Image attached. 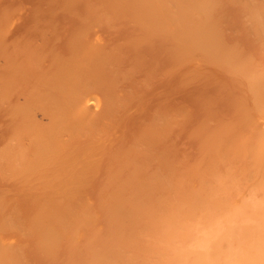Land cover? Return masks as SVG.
<instances>
[{
	"label": "bare ground",
	"instance_id": "1",
	"mask_svg": "<svg viewBox=\"0 0 264 264\" xmlns=\"http://www.w3.org/2000/svg\"><path fill=\"white\" fill-rule=\"evenodd\" d=\"M48 1L49 2L52 1L53 3L56 2V1L54 2L53 0H48ZM70 1L72 3V0H70ZM73 1H75V0H73ZM77 1L80 2L83 0H77ZM89 1H91V0H89ZM94 1L99 2V4L97 3V5L94 4L95 2L93 3V5L96 7V9H97L98 5L101 6V5H103V3L106 4L104 2L105 0H102V1L101 0H99V1L94 0ZM107 1H109V0H107ZM120 1H122V0H120ZM120 1L119 0H112L111 2L114 5H120L121 6L122 5L121 3H123V2H120ZM131 1H133V3L135 2V0H131ZM141 1H143V3L145 2L146 6H149V3H150V5H153V7H154L153 11L151 9L152 6L150 8L148 7L149 9H147V10H149V12L150 11L153 12V16L150 13L147 16V12H146V14H145V12H144V14H142L144 10L141 11L142 13L135 12V11H129L130 10L129 6L132 4H131L130 0H129L130 4L128 3V5L124 1V3L128 6L127 10L125 12H127V11L132 12V13L134 12L133 14L131 13V16L133 17L132 21L135 20L137 24L132 23V24H134L133 26H135V24H136V26L138 24H140L139 25L140 27L141 26H144L147 28L151 27L153 30H155V29L158 30V32H161V31L163 32L168 27L171 29L170 30L168 28V31H172L174 29L173 28L174 24H175V26L180 27V29L177 28V30H174V31H177L178 33L180 32V34L182 35V36H179V38L177 37L179 40L178 46H180L179 49L181 48V50L183 51L182 58H186V59L189 58V57H187V53H190V55L193 54L192 58L191 59L189 58V59H190V63L192 62V68H191L192 73L191 74L194 77L199 74L197 72V69H193L195 67V64H196V61L193 59H194V57L197 58V55L195 53L196 50H197V54H199L198 50L200 52H202V54H200L202 56L204 53L205 59H203V57H201L200 55H199V57H201L202 60H200L199 57H198V59H199V61L204 60L206 62V64L203 67V72L205 75L209 74V71H210L209 68L213 64V63L211 64L210 62L214 59L213 57L216 58V56H217V59L220 61V64L222 61H224V62L226 61V59L229 55V52L227 53V50L229 48H227V50H226L225 49L226 47H223L226 51H224L222 49V51L227 53V55H224L225 53L223 54L222 51H220L224 55V57L226 56L225 60H223L224 59V57L222 58L223 55L220 56V54H221L220 52H219L220 54L218 52L216 53V51H218L217 49H215V51L212 50L214 53H216L214 56L213 52H209L208 51L209 49L207 50V48L208 47L210 48V46H208L206 44H205L206 46H204V43H206V40L208 39V38H206L207 35H208V37L210 35V34H208V32L205 33L207 31V29H210L204 25L207 22L205 21L204 24H200L198 22L200 25H197V26H199V28L201 27L200 29H198V30H200V32H198L196 30L197 26L195 24H193L194 19L199 20V18H201V16L206 13V10H208L207 8L211 4L212 0H197V1L196 0H141ZM180 1H182V2H180ZM254 1H256V0H254ZM65 2H68V1H65ZM65 2L63 3V5L65 4ZM85 2H87V0H85ZM127 2H128V0H127ZM257 2L258 1H256L255 3H257ZM88 3L89 2H87V4L84 3V5L86 4V6H87L90 4V3L89 4ZM112 3H111V5H112ZM145 3H144V5H145ZM37 4H36V7L39 5V4L38 5ZM91 4H92V2H91ZM245 4L246 3H244V5ZM258 4H260V3H258ZM108 5H109V3L105 5V8L102 7L103 10L108 9L107 12L108 11L112 12V10H109V9H114V7H116V6H114V7L112 6L113 8H111ZM213 5H214V3H213ZM122 6H121L119 12L117 11V8H116V10L114 9V11H117L118 13H122L121 10H124L123 9L124 6L123 7ZM217 6H215V7H217ZM256 6H257V4H256ZM68 8H70V7H68ZM102 8L100 7L98 10V14L96 13L97 16H95V17L99 18V19L97 18V21H94L93 18H90V17H92L91 15L93 13H94L93 15H96V14L94 11H93V13H89V10H90L89 9L88 10V16H89V19L90 20L92 19V20L90 22L88 21V23H87V19L85 18L86 20L84 23L91 24V22L94 21V24L95 23L96 24L98 23V25L101 24L100 26H97V25H95V26L100 27V29H103V28H101V26L104 24V22L107 21L105 23H108V22L110 23L113 19L112 15L113 14L117 15V13L113 11L114 13H112V15H111V13H109V12L107 13V12L101 10ZM142 8L144 9V7H142ZM39 9H40V6H39ZM51 9L55 10L52 7H51ZM84 9H86V8H84ZM84 9H83V11H84ZM131 9L134 10L135 5H134V8L131 6ZM136 9H137V7H136ZM63 10L65 11L64 8H63ZM138 10L139 9H137V11ZM259 10L260 11L262 10V9H260V6H259ZM79 11H81V10L79 9ZM155 11H157V12L155 13ZM214 11L216 13L215 9H214ZM249 11H250V13L248 15H250L254 12L253 16H255L254 17L255 20H258L257 22H259V19L264 20V19L259 17L260 15L259 16L257 15L258 12L256 14V10L253 11L250 9ZM262 11H264V9ZM260 13L261 12H259V14ZM85 14H87V13L85 12ZM217 14H219V13H217ZM120 15L121 14H119V16L118 15L117 16H118V18L120 17L119 19L121 20L123 15L122 16H120ZM126 15H127V13H126ZM49 16L50 15H48V17ZM55 16H56V14H55ZM129 16H130V14H129ZM124 17L122 18L123 20H124ZM248 17H250L252 19L251 21L254 20V18H252L251 15ZM41 18H40V20H41ZM51 18H53V16L48 18V20L49 19L51 20ZM115 18L117 19V17H115ZM128 18L126 20H128ZM247 18H245V19H247ZM100 19H102V20H100ZM129 19L131 21V18H129ZM209 19L210 18H208V19L206 18L207 21ZM214 19H216V18L214 17ZM54 20H55V18H54ZM95 20H96V18H95ZM98 20H100V21L104 20L103 24ZM120 20H118V21L120 22ZM204 20H203V22H204ZM183 21H186L187 22L186 24H189V26L185 27L186 25L183 24ZM112 22L110 24H112ZM257 22H256V24H258ZM34 23H36V21ZM247 23H251V25H252L254 22L252 23V22H249V20H248ZM259 23L264 24V21H263V23H262V21H260ZM82 24H83V22H82ZM113 24H114V22H113ZM244 24H245V22H244ZM9 25H11V23ZM35 25H33V26H35ZM106 25H108V24H106ZM120 25H121V23H120ZM120 25H119V27H120ZM259 25L258 26L256 25V26L259 28ZM43 26H44V24H43ZM90 26L92 27L94 25L91 24ZM90 26L85 25V27L82 30H80V31L78 30L79 32L76 31L77 33L74 36V40H72L73 43L71 42V44L74 45V48H73L74 50L72 51V53L75 56L76 55L80 56L79 61H74V59L76 58L75 57L72 60H68V61H64V62L62 61L60 63V65H58L59 63L56 62L55 56L54 57L52 56V58H53L52 61L55 60V63H58V64H57L56 68H55V65L53 68V66H51V65H53L51 62V65L49 64V66L53 68V70L51 71L48 69L49 68L48 66L47 67L45 66V68L47 69V70H45V68L43 66L44 63L40 64L38 62V60H37L38 59V57H37L38 52L36 53L37 56L32 55L33 62H36V64H38V65L40 64L44 68L45 72H42V74H40L39 76L32 78L34 83H32L31 87L29 86V90L24 89L28 93L27 96L24 95V98H25L24 102H20L19 100L11 101L9 98V95H7L10 93V90L11 91L13 90V93H14V90L19 87L17 84L18 80H16L17 81L16 82L13 76H18L19 74L21 75V73L23 72V69L19 67V65H18L19 61H17V57L12 55L13 50L11 52V50L9 48H7L4 44V47L6 49L5 50L3 49L4 50L3 51V59H4L3 61L5 64V66H4L5 70L4 69L3 70L6 71L5 72L6 78L4 81L2 80L3 82H2V84H0L1 88L3 87V89H4V96L2 98H3V103H5V105H8L9 108H10V105L12 103L11 106L14 107L16 113L18 114V116L15 115V118L17 120V117H18L19 120L16 122L15 121L13 122V124L15 125V128H17V130L11 134L6 135L3 146L0 149L1 150L0 156H2V158L4 159V163L6 162V165L8 166L7 167L8 172H6L7 171L6 166H5V169H3L4 167L2 166L3 167L2 170L3 171L6 170V171H4L3 174L8 175V173H10L9 175H10L11 179L13 177H16V176H18L19 179H21L20 177H22V179H23V178L32 177V176H34V174L35 175L39 174L38 177L36 176L37 178L34 177V178H36V180H38V178L40 177V175L42 173H44V174L47 173V176H46L47 179H46V183H44V185H45V187H47V189L50 188L51 192L45 191L46 193L45 194L43 193L44 195H41L38 197L36 195H33V193L31 194V195L37 197V199H35V200L38 202H36V201L34 202V204L35 203L36 204L33 206L31 213L28 215V221L27 222L25 221L26 219L23 221L20 220L21 222L18 220L19 223L17 222L18 224L14 225V223H16V221H17V220L15 221L16 217H17V219L19 218L18 216L14 215L15 213L13 214L15 219L12 218V219H14L12 221H10L11 217L8 216L10 218V220L8 219L7 216H5V218L3 219L2 218L3 216L1 217V215H0V217H1L0 219H3V220H0V228L4 229V227H8V225H10V223H12V225H14L16 227V229L18 228L19 230H22V233H24V236L26 235L25 232L27 234L29 233L31 240H32L31 241L32 245L35 246L36 248L38 246H40L41 252L45 253L47 255V257H51L52 255L56 254V252L59 250L60 245H61L63 240L66 241V243H63V245L70 251H78L79 247H81V248L85 247V249L86 248L88 249V251H85V252L80 251L79 256H78L79 258H73L69 255L67 257V260H70V262L68 264H264V66L260 65V64H263V62H264V61L262 62L263 59L262 60L258 59L262 62L261 63L260 61L256 62L257 59H255V61H254V58H253V61H254L253 62L254 65L252 64L253 66L250 65L247 67L245 64L244 67L245 66L246 67L242 68L245 71L242 72V70H240V69L236 70L237 68H239V65L236 67V64H238L240 61L243 60L242 58H240L241 54H242L240 51H244V49L240 50L241 47L239 48V50L234 49V48H236V46L233 44H232V47L228 46V47H231L230 49H232L233 52H234V50H238V53L239 52L241 53L240 55L237 54V56H239L238 59L235 55L237 63L236 62H235V64L233 63L235 65V67H233L234 71L230 70L231 72L233 71L236 73V74L235 73L232 74L233 76H235V78L233 80L237 79V81H235V82L233 81V82L235 83V85H237V84H240L238 82L242 81L241 84H243L244 87H242L243 85L241 86V84H240V86L242 88H244L243 90H245L248 93H245V96H244L245 98L242 96H241L242 98L241 97L239 98V97H237V95L234 94L235 97L232 98L233 102H234V99H236V98H238V99H236L237 101H235L236 105H235V103L234 104L232 103V108L233 107L234 108L237 107V108H236L234 114H232V115L229 114L228 110H226L227 111L226 113L229 114V117L231 116L230 118L227 116L230 119V121L228 120L226 122L224 120V119H228L226 117V113L223 116L224 117L223 120L225 122L222 121V118L220 120V116L216 115L218 113L215 111L218 108H216V109L214 108V111H213L214 113L212 112L211 108H207V110L211 109V113H210V111H209V113H205L206 111L204 110L205 111L204 113L206 114V116H204V117H206V118H205V120H204V118H202L203 120H201V121L203 123L200 121L201 124L203 125V127H202V125L200 126L198 124H196V126L193 127L194 128V134L200 140V151L197 150L198 152L201 153V154H198L200 156L195 155L196 157L194 160H193L194 157H192V160H193L192 164H194V165H192L189 162L190 164H188L186 166L185 165L182 166V161L180 160L182 158L180 157V159H179V157H178L179 155L177 156V154L180 153L181 150L176 149L174 152H176L177 150L180 152L177 151L178 153L174 155V158L172 157V159H174V162L178 161V163L176 162L174 164V166L176 164H179V162L181 161L179 166L178 165H176V166H178V168L182 166L183 170H180L181 168L175 169V167L174 168L172 167L173 168L172 169L171 166H168L169 164L167 165L168 168L170 167L169 168V171L171 170L170 172H172V170L173 171H175V170L181 171L180 173H179V171H177V173H176V171L173 172V174L174 173L177 174V176L174 175L177 178L173 177V175L171 176L172 178L175 179V181H174V179L172 180V178L169 176L172 173L169 174V171L165 170L167 168L166 164H164L166 166V168H164V169L160 168V167H163L160 165L162 163L158 164V165H160V167L158 166L159 169H163L165 171L153 172V173L154 174L157 173V174H155V175H157L156 177H158V178L161 177L162 179L166 178L163 176L168 175L167 179L169 178L168 181L171 180L172 183L162 180V182L163 181L164 182L161 186V178H160L159 179L160 184H158V185H159V187L161 186V188L164 190L163 187H164V184L166 182L165 189H167V192H164V193L157 192V193H159V194H157V193H155L156 191L153 189V186L155 188H157L158 185L156 186V184H157V182L159 183V181H155L156 184L154 183L155 185H153V186H151L152 184H149V183L147 184L145 181H143L146 183L148 189L142 190L143 188L141 186V182L140 181L136 182V180H137L136 175H138V177L140 176L139 170H141V167H143V166H146V168L148 166V168H150V170H151V168H153L152 163H150L151 167H150V165H148L149 162H147L145 165L146 160L148 159V161H149V158L151 156L150 155L151 151L149 150V147H150L149 144H155V142L157 143L159 141V139H160V142L162 140L165 142V138L169 132V130H167L168 131L167 132L166 128H163L164 126L169 125V123L168 124L165 123L166 117H168V119H169V117L172 114H174V116L176 118L178 117V119H180V120H184V118H185L184 121L187 122V120H186L187 112H186V110H184L182 108L177 109L178 107L176 108L177 110H174V112L170 115H168V113H163V111L161 112L159 110H156V112L152 115V117L150 116L151 117V119L149 118L150 121H148V123L146 122V124L143 125L141 127V129L138 128L139 131H138V133L135 132V133H137L136 135H132V133H134V132H130L132 129L128 131L129 127L127 129V127H125V125H124L125 129H127L126 133L128 132V134H129V132H130L132 135V137L130 138V136H128L126 134L131 140L128 141V143H126V140L124 139L125 141L123 142V139H121V138H123V136H122L120 138L121 139L120 142H122V143L115 144L113 141L116 138L119 139V137L117 135L118 133L115 131L114 128H119L118 126L124 122V118L122 117V115H120V113L118 111L119 107H121L124 104L123 99H121L120 97H118L115 94H110V95H108V97L105 98L106 99V101H105V100H102L100 98V96L98 95L97 92H95V90L98 91V89L102 88V90H100V91L103 92L104 86H106V84H107L106 82L109 81V80H106V82H105L102 80V79H104V77H106L108 79V77L104 76V75L106 74V71L109 70V69H107L105 71V68L107 67L106 64H105L106 67H104V69L101 67V66H104L103 61L105 60L106 62H108L110 64L111 61L109 62L108 60H106V58L108 56V57H110L109 60H112L115 58L114 59L115 61L112 60L113 61L112 63H114V62L118 63V61H116V60H118L116 56L119 54L116 55L115 53L120 52V51H115V49L113 50V48H117V47H115V46H117V45H115V43H112L111 45L113 46V44H114L115 46H113V48H110V47H112V46H110V43L113 41L112 39H111V41H109L110 42L109 44L105 40L99 41L98 40L99 38H97L99 34L96 35L97 37L94 36L96 38L94 40H90V41L88 40L87 42L82 40L81 38L85 34L82 32H84L87 29L86 32L88 33L90 31V28H91ZM111 26H112V28L114 27V25H111ZM171 26H172V28H171ZM262 26H264V25H262ZM262 26H261V28H262ZM7 27H8V29L7 28L6 29L4 28V29L7 30L6 32L9 34L10 31H8V30H10L11 26H7ZM12 27H13V24H12ZM251 27L249 24L248 28L251 29ZM92 28H91V31L92 30L96 31V27H95V29L94 28L92 29ZM112 28H109V29H112ZM127 28H128V26H127ZM138 28H137V30H138ZM258 28H257V30H258ZM0 29H1L0 32L2 31L1 33L3 34V36H5L6 32L4 31L3 27ZM46 29H48V28H46ZM116 29H117V27H116ZM161 29H163V30H161ZM255 29H253V30H255ZM30 30H32V29H30ZM114 30H115V28H114ZM126 30L127 29L125 28V31ZM211 30L212 29H210V31ZM259 30L261 31V29H259ZM95 31H94V33H95ZM97 31H98V29H97ZM131 31H134V30L132 29ZM139 32H136V34ZM197 32L199 33L198 35L196 34ZM256 32L258 33V31H256ZM166 33H167V31H166ZM170 33H172V32H170ZM170 33H168V34H170ZM178 33H177V35H178ZM186 33L187 34L188 33L189 34L195 33L194 35H197V36H194V38H196L195 40L198 41V45L195 44L196 50L193 49L194 46L191 45V43L189 45L193 46V48L190 47L189 45H187V43L185 42V39H186L185 34ZM215 33H214V35H215ZM245 33H246V31H245ZM252 33H253V31L251 32V34ZM260 33H261L260 35H262L260 39L263 38V41H260L259 36H256L255 37L256 42H255V38L253 39L251 37L253 39L251 43H253L255 46L258 43L257 39H259L258 40L259 43L262 42V50L264 52V30H263V32H260ZM174 34H175V32H174ZM189 34H188V36H189V38H191L193 36V34H190L192 36H190ZM202 34H204V35L201 36ZM92 35H93V33H92ZM249 35H250V33H249ZM249 35H247V37ZM15 36H17V35H15ZM126 36H128V35H126ZM139 36H141V35H139ZM152 36L154 37V35H152ZM152 36H150V37L152 38ZM253 36H254V34H253ZM87 37H85V38H87ZM182 37H184V38H182ZM202 37L205 39H203ZM247 37H246V39H247ZM39 38H41V37H39ZM131 38H132V42H133V37H131ZM134 38H136V37L134 36ZM151 38H149V40ZM194 38H193V40H194ZM5 39L3 38L2 40H5ZM71 39H72V37H71ZM92 39H93V36H92ZM139 39H138V41H139ZM13 40H15V39H12V41ZM108 40H110V39H108ZM127 40L130 41L131 39H127ZM186 40H188V39H186ZM189 40H191V39H189ZM12 41L10 39V41L8 43H10V42L12 43ZM22 41L25 42V40H22ZM70 41H68V42H70ZM104 41H105V44L107 43L106 45L104 44ZM151 41L150 42L148 41V43H146V44L151 43ZM196 41H195V43H197ZM4 42H6V41H4ZM13 42H15V41H13ZM24 42H20V43L15 42V46L20 47L21 45H19V44H21V43L24 44ZM99 42H101L100 43L101 46H102V42H103L104 46H102V48L99 47ZM124 42H125V40H124ZM132 42L126 41V44L127 45L129 44V46H132L134 44L133 47L135 46V43L137 45V42H134L131 45ZM171 42H172V40H171ZM189 42H193V41H189ZM25 43H27V42H25ZM54 43H55V41H54ZM118 43H119V41L116 44H118ZM246 43H247V41H246ZM68 44H70V43H68ZM119 44H122V42L120 41ZM119 44H118V47L120 46L119 47V49H120L121 46H123L124 44L123 45H119ZM138 44L140 45V41ZM152 44H153V42H152ZM241 44L242 43H240V45ZM9 45H11V44H9ZM44 45H45V43H44ZM107 45L110 49V50L108 49V51L105 50V47H107ZM221 45H222V43H221ZM249 45H250V43H249ZM24 46H25V44L23 45V47ZM97 46L99 47V49H97L98 48ZM233 46H235V47H233ZM23 47L21 48L22 52L28 48L27 47V48L23 49ZM138 47L139 46H137V49H138ZM199 47H201V48H199ZM53 48H55V47H53ZM69 48H72V47H69ZM175 48H176V46H175ZM100 49H101V53H102V49H104L103 51L104 52L106 51L107 53L110 52L111 50H113V52H111L112 58L110 56L111 54L110 55H109V53L106 54V52H105V55H101V53L99 54ZM131 49H132V47H131ZM176 49H175V51H176ZM230 49L228 51H230V53L232 54V51ZM17 50H18V48H17ZM17 50H15V48H14V51H17ZM19 50H20V48H19ZM69 51H71V49H69ZM136 51H139V50H136ZM182 51L180 52V54L182 53ZM248 51H250V50H248ZM46 52H48V51H46ZM46 52H44V53H46ZM94 52L98 53L100 56H106V58L101 57L102 59H100L99 55H97L96 53L94 54ZM245 52H246V50H245ZM67 53H68V51H67ZM72 53L70 52V54H72ZM210 53L213 54V57H211ZM236 53H237V51H236ZM258 53H260V52H258ZM20 54H22V53H20ZM48 54L49 53H47V55ZM54 54H56V53H54ZM120 54L122 56H124L122 53H120ZM128 54L129 53H126V56H128ZM130 54H132V53H130ZM217 54H219V57H221L222 59L218 58ZM250 54L251 53L248 52L249 58L244 57V59L245 60L246 59L252 60V57H250L251 56ZM95 55H97V57L100 60H103L101 64H100L101 61L98 63L97 60H96L97 62L95 64V59L97 58V57L95 59L93 58V56H95ZM113 55H114V58H113ZM168 55H170V54L168 53ZM171 55H173V54H171ZM230 55H229V57H230ZM60 56L62 57V55H60ZM61 57H59L60 59H58L57 61L61 60ZM64 57L62 59H64ZM68 57L71 58V56H68ZM174 57H172V58L174 59ZM178 57L180 58V55ZM78 58H76V59H78ZM239 58H240V61H237V60H239ZM175 59L177 61V58H175ZM229 59H227V60H229ZM120 60H122V59H120ZM131 60H135V59H131ZM230 60H229V64H230V62H232ZM39 61L42 62V58ZM93 61H94V63H93ZM247 61H249V60H246V62ZM119 62H121V61H119ZM135 62H136V60H135ZM142 62L141 63L139 62V63L142 65L143 64ZM212 62H214V66H215L216 65L215 62L217 63V60L214 59ZM246 62H243V63H246ZM90 63H93V67H94V64H95V67L97 64H99L100 66L98 65L97 67L101 68L102 69L101 71H104V74L101 72L103 74V76H101V77H98V76L93 77L92 76V77L88 78V75L86 76L85 74H86V72H88L89 69H87L86 71H85V69L87 67V64H88L89 68L92 67V66L90 67V65H89ZM108 63H107V65H108ZM123 63H125V62H123ZM123 63L121 62L120 64H123ZM129 63H130V60H129ZM137 63H138V61H137ZM226 63L228 64V61ZM250 63H252V62H250ZM257 63H259V64H257ZM133 64L135 65V63H133ZM157 64H159V63H157ZM220 64H218V65H220ZM224 64H222V65L224 66L225 69L226 68H227V70L230 68L233 69L231 67L233 65L230 64L229 65L230 68H228L227 64H225V65ZM239 64H242V63L240 62ZM112 65L114 67V65H116V64H112ZM218 65H216L217 68L219 67ZM222 65H220V66L223 68ZM39 66L36 67V69H38V68L41 69L40 68L41 66L40 67ZM118 66L120 67L122 65H119V63H118ZM125 66H127V65H125ZM130 66H132V65H130ZM138 66L139 65H137V67ZM143 66H145V65H143ZM143 66L141 68H143ZM147 66H145V67H147ZM216 66H215V68H216ZM113 67L110 68V70H109L110 72H111V69H113ZM119 67L117 69L116 68H114V69H116V71H117L119 69ZM240 67H242V66L240 65ZM29 68H28V71L30 69H31L30 70L31 72H32V70H35L32 68H30V69ZM222 68L219 67L218 69H216V71L219 69L221 70ZM224 68H223V73H226V72H224ZM131 69H133V68L130 67V69H127V71L122 70L123 73L125 72L124 76L129 73L128 74L129 77L133 78L130 76L131 74L133 75V73L130 74V72H132ZM91 70H92V68H91ZM37 71L40 72L39 70H36V72ZM94 71H96V70H94ZM134 71L136 72V70H134ZM31 72H29V73H31ZM96 72H98V71H96ZM112 72H113V70H112ZM126 72H127V74H126ZM203 72L200 73V76L198 77V79L203 75ZM227 72H229V71H227ZM151 73H152V71H151ZM211 73H212V71H211ZM217 73H219V71H217ZM229 73H226V74H228V76H229ZM27 74H28V72H27ZM99 74H100V72H99ZM112 74L113 75L116 74L115 70ZM122 74H120L118 78H120V76ZM161 74H163V73L161 72ZM95 75H98V74L95 73ZM128 75L125 77L122 75L123 76L122 80L125 81V80H127V78L129 79ZM146 75H148V74H146ZM31 76L29 77V79L31 78ZM89 76H90V74H89ZM96 77H97V79H95ZM207 77L208 76H205L203 78L206 79ZM225 77H226V75H225ZM99 78H102L101 81ZM109 78H111V77H109ZM124 78H126V79H124ZM145 78H147V77H145ZM158 78H160V77H158ZM214 78H216V77H214ZM231 78H230V80H232ZM192 79H193V77H192ZM220 79H222V78H220ZM114 80H115V84H116L115 86H117V83H116L117 81H116V79H114ZM144 80H142V81H144ZM128 81H131V79H129ZM132 81H133V79H132ZM154 81H156V80H154ZM214 81H217V80L214 79ZM125 82H126L125 84H127V81H125ZM146 82H147V79H146ZM185 82H186V80H185ZM187 82L189 83L190 81H187ZM120 83H122V81ZM225 83L229 84V80H228V82H226V80H225L224 84ZM146 84H145V86H146ZM21 85H23V84H21ZM107 85L109 86V89H111V87H110L111 84H107ZM135 85H137L136 82H135ZM150 85H149V87H150ZM233 85H234L233 83H232V85L230 84L231 87ZM139 86H142V85H139ZM220 86H222V84ZM222 87H220V89ZM231 87H228V88L230 89ZM239 87L237 85L236 89ZM136 89H137V87H136ZM236 89L234 92H236ZM130 90H133V89L130 88ZM228 90H227V92L230 93V90L229 91ZM238 90L241 91L242 89L239 88V89H237V91ZM221 91H222V89H221ZM108 92H110V91H108ZM132 92L133 91H131V93ZM219 92H220V90H219ZM227 92H225V93L228 94ZM141 93L145 94L143 92H141ZM141 93H140V95H141ZM134 94H135V92H134ZM247 94H249L250 97L248 96V98H247V96H246ZM2 95H3V93H2ZM131 95L133 96V93ZM215 95H217V94H215ZM234 95L232 92L231 96L233 97ZM18 96H20V95H18ZM104 96H106V95H103V97ZM138 96H139V94H138ZM221 96H222V94H221ZM135 97L130 98V100H133V98H135ZM218 97H219V95H218ZM218 97H217V100H218ZM11 98H12V96H11ZM14 98H15V95H14ZM136 98H138V97H136ZM136 98L134 100L135 102H136V100H138ZM202 98H204V97H202ZM229 99L231 100V98H229ZM208 100H209V97H208ZM208 100H207V102H208ZM210 100H211V97H210ZM138 101L140 102V100H138ZM214 101L212 99V103ZM0 102H2L1 99H0ZM209 103H211V102H209ZM227 103H229L228 99H227ZM207 105L209 106L210 104H207ZM3 107H2V109H3ZM199 107H201V106H199ZM204 107H206V105ZM217 107H219V106H217ZM222 107H223V105H222ZM136 108H138V107H136ZM229 108H231V107H229ZM11 109H12V107H11ZM36 109L41 110V111H39V112H41V114H39ZM133 110H135V109H133ZM221 110L218 109V111H221ZM137 111H139V110H137ZM5 112H7V114H8V111H5ZM128 113H130V112H128ZM231 113H233V111ZM235 113L237 115L235 117H237V119H239L237 121L234 120L233 115H235ZM11 114H13V113H11ZM133 114H135V113H133ZM6 116H8V115H6ZM6 116H5V118H6ZM232 116H233V118H232ZM9 117H11V116H9ZM7 120H6V123H7ZM10 120H11V118H10ZM143 120H145V119H143ZM231 120L233 121V123L231 122ZM138 121H139V119H138ZM171 121H173V120H171ZM129 122H130V120H129ZM179 122H181V121H179ZM179 122H177V124H179ZM200 122L198 121L199 124H200ZM234 122H235V124H234ZM8 123H9V120H8ZM238 123L239 124L243 123V125L240 124L242 126H240V125L238 126ZM11 124H12V122H11ZM124 124H126V123H124ZM14 125H12V126H14ZM170 125H172L173 128H176L178 126L177 125L176 127H174L175 124H174V126H173V124H170ZM191 125L193 126L194 124H191ZM235 125H237V126H235ZM192 126H191V128H192ZM183 127H184V124H183ZM6 128H7V126H6ZM12 128L10 129V131L12 130ZM179 128H180V126L178 127V129ZM196 128H203V130H201V131H204L207 129L208 132H201V131H199L200 129L198 130ZM204 128H206V129H204ZM237 128H239V129H237ZM8 129H9V127H8ZM171 130L169 133L174 132V131L171 132ZM181 130L178 131V133L180 132V135H181ZM184 130H183V132H184ZM188 130H189V128L186 129L187 134L189 132ZM190 130L191 131L189 133L192 134L193 131H192V129H190ZM121 132L125 133V130H124V132H123V130H121ZM187 134L185 136H187ZM188 136H189V134H188ZM192 136H193V134L190 135L191 138H192ZM176 138H178V137H176ZM153 139H155V141ZM166 140H168V139L166 138ZM191 140H193V138ZM163 141H162V143H163ZM172 141H174V143H175L176 140H173V137H172ZM184 142H185V140H184ZM159 144H156V145L159 146ZM185 146L187 147L186 144H185ZM151 147H153V145H151ZM165 147H166V144H165ZM170 147H172V146L170 145ZM182 147H183V145H182ZM156 148L157 147L155 146V148H153L155 150H153V151H156ZM158 149H159V147L157 148V150ZM185 149H187V148H184V150ZM146 150H147L146 153H148V154H147V157H144V155L146 153L144 155H142L143 154L142 151L145 152ZM160 150H162V148ZM164 150H169L168 153H170V151L173 149L170 150V148H168V149H164ZM193 151H195V150H193ZM197 151H195V152H197ZM141 152H142V154H141ZM159 152H162V151H158L157 154ZM185 152H187V151H185ZM185 152H181V153H183V155L181 153L180 154L182 156H184V155L187 156V153L189 151L186 154H184ZM138 153L141 154V157L143 159L141 161L142 166L140 164V166H141L140 169L136 168L137 165L134 166L135 162L137 161L136 159L139 156V155L137 156ZM164 153H166V155L168 156L167 151ZM100 154H103V155L109 154L111 162H112L111 167H112V171H113L111 181L106 182L104 185L102 184L106 189L105 194H103L102 197L100 198L102 201L101 202L99 201V197H98V201H96L98 204H101V206L100 205L97 206V203H96L97 208L101 207L100 209L98 208L99 210L102 211L104 209H108L106 211L104 210L103 213L109 211V214L108 213L105 214V215H109V216L108 217L104 216L107 219V221H106V223L103 222L105 225L102 228L99 227L98 225L96 226V221H99V220L97 218V214H95L94 213L95 211H93L94 209L92 208V205H91V199H90L91 197L89 198L86 195H83L82 191L78 189L80 186L79 183L82 180V176H84V173L88 172V174H89L93 170L92 167H94V168L96 167L94 156L100 155ZM103 155H100V156H103ZM158 155L157 156L159 158L161 153ZM163 156H165V154ZM167 156H166V158H167ZM175 156H177L178 158L177 157L175 158ZM133 157L135 158V162H134ZM185 157H183V158H185ZM190 158L191 157H188V160H187V157H186L185 159L187 161H189ZM99 159L103 160V158H100V157H99ZM130 159H131V161L133 160L134 164H132ZM175 159H177V160H175ZM101 160L100 161L98 160V162H101ZM119 160H121L122 162H124L128 166V167L122 166V168L125 167V170H127L126 168L129 169L130 168L129 166L131 164L133 165L132 166L133 169H131L128 172V174H126L128 176L127 177L125 176V178H122L123 175L120 174V172H122V170H124V169H122L120 167ZM151 160H152V158H150V161ZM156 160H158V159H156ZM169 160H170V158H169ZM182 160L186 163V161L184 159H182ZM121 161H120V163H121ZM129 161L131 163V164L129 163L130 165L127 164ZM164 161H166V160H164ZM152 162H153V160H152ZM158 162H159V160H158ZM171 162H172V160H171ZM125 164H123V165H125ZM170 164H172V163H170ZM156 165H157V163H156ZM172 166H173V164H172ZM201 166H204V167L201 168ZM158 167H157V171H159ZM190 167H192L191 170H193L195 167L196 168L194 170L200 169V168L201 169L196 170V173L193 176L190 174L191 175L190 176L189 175L190 172L192 174L194 173L193 171L190 170ZM99 168H101V167H99ZM146 168H145V170H146ZM96 169H97V167H96ZM187 169H189L190 172H188L189 170H187ZM2 170H0L1 173H2ZM150 170H146V171H150ZM155 170H156V168H155ZM186 170H187L188 174L186 173ZM99 171L100 170H98V173H99ZM162 172L163 173L168 172V173L166 175L165 174L163 175ZM98 173L97 174L95 173V175L98 176ZM107 173L111 174V172H109V170ZM12 174L15 176H13ZM53 174H55V175L59 174L62 178V181L57 183V180H56V183H51ZM146 174H147V172H146ZM158 174H160V175L158 176ZM4 175H2V177ZM85 175H87V174H85ZM89 175H91V174H89ZM93 176H94V174H93ZM141 176H140V178H141ZM150 177H151V175H150ZM32 178H31V180H32ZM44 178L45 177L43 176L42 179L45 180ZM88 178H90V177H88ZM108 178H110V177H108ZM135 178H136V180H134ZM147 178H149V177H147ZM2 179L5 180L6 177L4 176V178H2ZM13 179H17V177L13 178ZM28 179H26V180H28ZM4 180H3V182H4ZM88 180H87V178L85 179V181H88ZM90 180H92V178ZM154 180H151L152 183L154 182ZM10 181H12V180H10ZM17 182L18 181H16V183ZM148 182H150V181H148ZM25 183L26 182H24V184ZM28 183L29 182H27L26 185H28ZM31 183L32 182H30V184ZM40 185H41V183H40ZM82 185H83V182H82ZM142 185L144 187L143 183H142ZM37 186H38V184H37ZM45 187H43V189H46ZM69 188L71 189V193H72V194L70 193L71 195L68 194V196L66 198H64L63 196H65V195L59 194V193H61V192H59L61 189L68 190ZM101 188H102V186H101ZM103 188H102V190H103ZM40 189H42V188H40ZM43 189H42V191L44 192ZM89 190H90V188H89ZM157 191H159V189ZM16 192H18V191H16ZM19 192H20V194L23 193L21 191H19ZM101 192L102 191L99 190V194ZM8 193L10 194L12 192L9 190ZM8 193H6L5 195H7ZM29 193L30 192H28V194ZM14 194H16V193L14 192L13 195ZM23 194H27V193H23ZM2 195H4V194H2ZM16 195H18V194H16ZM96 195L98 196V192ZM10 196H11V194H10ZM1 197L2 196H0V198ZM22 197H21V199L25 200L24 199L25 196H24V198H22ZM26 197H27V195H26ZM33 198H35V197H33ZM1 199H3V201H4L5 197L1 198ZM15 199H13L12 201H14ZM29 200H28V202H30ZM3 201L0 200V203ZM12 201H8V203L12 202ZM3 203H1V204H3ZM5 203L7 205V202H5ZM16 203H18V202H16ZM23 203L25 204V202H23ZM6 205H5V207L7 208L9 205H7V206ZM14 205H15V203H14ZM102 206L105 208L103 209ZM2 207H1L0 211L1 210L2 211L8 210V208L6 209L4 206H2ZM12 208L15 209V207H13V206H12ZM12 208H9V209H12ZM20 210H21V208L20 209L16 208V211H17L16 215H19ZM2 211H1V214H2ZM10 211H8L7 213H5V212L4 213L8 214V213H10ZM9 215L11 216V214H9ZM21 215H23V214H20V216ZM106 219H104V220H106ZM101 221H103V219ZM6 230L7 229H5V231ZM12 230L13 229H11L10 231H12ZM8 231H9V229H8ZM102 231H107V232L103 233ZM1 232H2V230H1ZM7 233L8 232H6V234ZM17 234H19V233H17ZM17 234H15V235H17ZM64 237H66L67 239H62ZM14 243H15V240L12 239V237L6 236L5 234H3V232L0 234V262H2V263H4L3 261L6 262L5 256H3L4 252L12 254V255H17L18 251L21 252V250H18V247ZM96 244L98 245V247ZM21 247H22V245H21ZM19 249H20V247H19ZM22 249H24V248H22ZM12 251H15L14 254ZM4 255H6V254H4ZM2 257L4 259L3 261L1 259ZM6 258L8 260H9V258L12 259V257H10V256L6 257ZM22 258L25 259V257H23V256H22ZM18 260L20 261V259H18ZM25 260H27V259H25ZM12 263L13 262L10 261L9 264H12ZM26 263H24V264H26ZM13 264H21V263L20 262L18 263L16 261V258H15ZM63 264H65V263H63Z\"/></svg>",
	"mask_w": 264,
	"mask_h": 264
},
{
	"label": "rangeland",
	"instance_id": "2",
	"mask_svg": "<svg viewBox=\"0 0 264 264\" xmlns=\"http://www.w3.org/2000/svg\"><path fill=\"white\" fill-rule=\"evenodd\" d=\"M40 1V2H39ZM55 3H53L52 1L51 2H49L48 0H0V28H2L3 27V29L5 28H7L8 29V27L7 26H11L10 27V30H8V31H10L9 32V34L6 32L7 30H5L4 29V31L6 32H4L5 33V36H3V34L0 32V84H2V82L5 80V78H6V75H5V72L6 71H4L5 69H4V66H5V64H4V59H3V51L6 49L5 47H4V44H5V46L7 47V48H9L10 50H11V52H12V50H13V52H12V55L13 56H16L17 57V61H19L18 62V65H19V67L20 68H22L23 69V72L21 73V75L19 76H13L14 77V79H15V81L16 80H18V88L17 89H15L14 90V93H13V90L11 91L10 90V93L9 94H7V95H9V98H10V100L11 101H15V100H19L20 102H24L25 101V98H24V95H28V93L25 91L26 89H28L29 90V86L31 87L32 86V83H34L33 82V80H32V78H34V77H36V76H39L40 74H42V72H45L44 71V68H45V66L47 67H49L48 69L49 70H53V68H54V65H55V68H56V66H57V64L58 65H60V63L63 61H68V60H72V59H74L75 57L76 58H78V59H74V61H79V59H80V56H75V55H73V53H72V51L74 50L73 48H74V45L73 44H71V42L73 43V41L72 40H74V36H75V34L77 33V32H79L80 30H82L84 27H85V25L87 26V25H91V24H93L94 26H92L94 29H95V27H96V31L95 30H92L91 31V28H90V31L87 33L86 31H87V29L84 31V32H82V33H85L83 36H82V40H84L85 42H87L88 40L90 41V40H94V39H96L95 37H97L96 35H98V37L97 38H99L98 40L99 41H103V40H105L108 44L110 43L109 41H111V39L113 40L111 43H110V46H112L111 44L112 43H115V45H117V46H115L114 44H113V46H115V47H117V48H113V46L112 47H110V48H113V50L115 49V51H120V52H117V53H115L116 55L117 54H119V55H115L116 57H117V59L118 60H116V61H118V63H119V65H122V66H118V63L117 62H114V63H112L113 61H115L114 59V55H113V58L114 59H112V60H109V58L110 57H108L107 56V58H106V56H100L99 54L101 53V49L99 50V54L98 53H96V52H94V54L96 53L97 55H99V58L100 59H102L101 57H104V58H106V60H108L109 62H110V64L112 63V64H116V65H114V67H113V65L111 66L108 62H106L105 60L103 61V60H100L98 57H97V55H95V56H93V58L95 59L96 57V59H95V64H96V62L98 61V63L100 62V64L102 63V61H103V65L104 66H101L103 69H104V67H106L105 68V71L107 70V69H109L110 70V68H112L113 67V69H111V72L109 71V70H107L106 71V74L104 75V76H107L108 77V79L106 78V77H104V79H102V78H99L100 79V81H101V79L103 80V81H105L106 82V80H109L108 82H106L107 84H111L110 85V87H111V89H109V86L106 84V86H104V89H103V92L102 91H100V90H102V88H100V89H98V91L97 90H95V92H97L98 93V95L100 96V98L102 99V100H105L106 101V97H108V95H110V94H115V95H117L118 97H120L121 99H123V102H124V104L121 106V107H119V113H120V115H122V117L124 118V122L122 123V124H120L118 127L120 128H114L115 129V131L118 133L117 135H118V137H119V139H115L113 142L115 143V144H118V143H122V142H120V140L121 139H123V142L126 140V143H128V141H130L131 139V137H132V135H136L137 133H138V131H139V129H141V127L143 126V125H145L146 124V122L148 123V121H150V119H151V117H152V115L156 112V110H159V111H163V113H168V115H170V114H172L173 112H174V110H177V109H179V108H182V109H184V110H186V112H187V118H186V120H187V122L186 121H184L185 120V118H184V120H180V119H178V117L176 118L175 116H174V114H172L170 117H169V119H168V117H166V121H165V123L166 124H168L169 123V125H167V126H164L163 128H166V131L167 130H169V132H170V130H171V132L172 131H174V132H172V133H169L168 131V135L166 136V138L168 139V140H166V138H165V142L163 141V143H162V141L160 142V139H159V141L156 143L155 142V144H149V150L151 151V153H150V158H152V160H153V162H152V160L150 161V158H149V161H148V159L146 160V162H145V165H146V163L147 162H149V164L148 165H150V163H152V166H153V168H151V170H150V168H148V166H147V168H146V166H143V167H141L142 166V163H141V161L143 160L142 159V157H141V154H142V152H143V154L142 155H144L146 152H147V150L144 152V151H142L141 152V154H137V156H138V158L136 159L137 161L135 162V156L133 157V159H134V162H135V165L134 166H136L137 165V167L136 168H138V169H140V167H141V170H139V175L141 176V178H140V176L138 177V175H136V178H137V180H136V178L134 179V180H136V182H138V181H140L141 182V186H142V190H147L148 189V187H147V185H146V183L148 184H152L151 186H153V185H155L156 183H155V181H159V183L157 182V184H156V186L158 185V184H160V178H158V177H156L157 175H155V174H157V173H153V172H161V171H165V170H167V171H169V168H168V166H171V168L173 167H175V169L177 168V169H180V170H183V165H188V164H192L193 162V160L195 159V155H197V156H200V155H198V154H201L200 152H198V151H200V140H199V138L198 137H196V135L194 134V128L193 127H195L196 126V124H198V125H202L201 124V120H203L202 118H204V120H205V118L206 117H204V116H206V114L205 113H209V111H210V113H211V109H212V112L214 111V108L216 109V108H218L219 110H221L222 108V110L221 111H218V109L217 110H215L218 114H216V115H218V116H220V120H221V118H222V121H230V117H229V114H234V112H235V110H236V108L237 107H233L232 108V103L234 104L235 103V105H236V102L235 101H237L236 99H238V98H236V99H234V102H233V100H232V98H234L235 97V95H237V97H244L245 96V93H248V92H246L245 90H243L244 88H242V87H244V85L243 84H241V82L242 81H240V82H238V83H240L241 84V86H240V84H237L238 85V87L240 88V89H242L241 91L240 90H238L237 91V89H239V88H237L236 89V87H237V85H235V81H237V79H235V80H233L234 78H235V76H233L232 74H234L235 72H233L234 71V68L233 67H235V62H236V58H235V55H236V57H237V59H238V57L239 56H237V54H241V57L240 58H242L243 60L242 61H240V58H239V60H237V61H240L242 64H236V67L239 65V68H237L236 70H238V69H240V70H242V72L243 71H245V70H243L242 68H245L246 66L248 67V66H250V65H254V61H255V59H257L256 60V62L257 61H260V60H262V62L264 61V52H263V50H262V42H260L259 43V39L261 38V36L262 35H260L261 33L260 32H263V30H264V26H262V25H264V24H261V23H259L260 21H262V23H263V21L264 20H261V19H259V22H257L258 20H255V16H253V13L252 14H250L251 15V17L252 18H254V20L253 21H251L252 19L250 18V17H248V16H250V15H248L249 13H250V9L251 10H253V11H255L256 10V14H257V12H258V16L260 17V18H262V19H264V11H262L264 8V0H256V1H258L257 3H255L256 1H254V0H212L211 1V4L208 6V10H206V13L204 14V15H202L201 16V18H199V20L198 19H194V21H193V24H195L196 26L197 25H200V24H204L205 23V21L207 22V23H205L204 25L206 26V27H208V28H210V29H212L211 31H210V29H207V31L205 32V33H207L208 32V34H210L209 35V37L211 38H209L208 37V35H207V37L206 38H208L207 40H206V43H204V46H206V45H208V46H210V48L208 47L207 48V50L209 51V52H213L212 50H214L215 51V49H217L218 51H216V53L218 52H220V51H222V49L224 50V51H226L227 50V48H231L232 47V44L233 45H235L236 46V48H234V49H238L239 50V48L241 47V49L240 50H243L244 49V51H240L239 53H238V50H234V52H233V50L232 49H230L231 51H232V54L230 53V51H228L227 50V53L229 52V55H230V57L232 58H230L229 57V55H228V57H227V59H229L230 61H232V62H230V64L231 65H233V66H231L233 69H231L230 67H229V60H227L226 59V61L224 62V61H222L221 62V64H220V61L217 59V56H216V58L215 57H213V54H214V56H215V54L216 53H214L213 52V54H211V57H213L214 59H216L217 60V63L218 64H220V65H222V64H227L226 62L228 61V64H227V67L228 68H230V69H228L227 70V68L225 69L224 68V66H223V68H224V72H226V73H229V76H228V74H226V73H223V68L220 66V65H218L216 62H215V64L216 65H218L220 68H222L221 70L219 69V70H217V71H219V73H217V71H216V69H218L217 68V66H216V68H215V66H214V62H210L212 65L210 66V68H209V74L208 75H205L204 74V72H203V67H204V65L206 64V62L204 61H199V59H198V57H199V55L200 54H202V52H200L199 50H198V53L199 54H197V50L195 49V44L196 45H198V41H196L195 39L196 38H194V36H197L199 33L198 32H200V30H198V29H200L199 28V26H195L196 27V30L198 31L196 34L197 35H194L193 33H190V34H193V36L192 35H190L189 33V35L190 36H192L193 38H194V40L197 42V43H195V41L193 40V38L191 37V38H189V36H188V34L186 33L185 35V38L186 39H188V40H186L185 39V42L187 43V45H189L190 43H191V45H193L194 46V48H193V46H191V45H189L190 47H192L193 49H195L196 50V55H197V58L196 57H194V59L193 60H195L196 61V64H195V67L193 68V69H197V72L199 73L197 76H193L191 73V68H192V62L190 63V59L192 58V56H193V54H191L190 55V53H187V57H189V58H182V55H183V51L181 50V48L179 49V47L180 46H178V38H179V36H182L181 34H180V32L178 33L177 31H174V30H177V28H179L180 29V27H177V26H175V24H174V26H173V30L172 31H168V28H166L163 32L161 31V32H158V30H153L151 27L150 28H147V27H144V26H139L140 24H138L137 26H136V21L134 20V21H132L133 19V17L131 16V13L132 12H125L126 10H127V5H128V3L130 4V2H131V4L132 5H130L129 6V8H130V10L129 11H135V12H140V13H142L141 11L142 10H144L143 11V13L142 14H144V12H145V14H146V12H147V16H148V14L150 13V14H152V16H153V10H154V7H153V5H150V3H149V6H146V3H145V5H144V3H143V1H141V0H135V2L133 3V1H131L130 0V2H129V0H128V2H127V0H122V1H120V2H123L124 3V1H125V3L127 4H123V3H121L123 6H124V10H121V12L122 13H118L119 12V10H120V8H121V6L120 5H114L111 1L112 0H109V1H107V0H105L104 2L106 3V4H108L109 3V7H111V8H113L114 6H116V7H114V9L116 10V8H117V11H114V9H109V10H112V12L110 11H108L109 13H111V15H112V13H114V12H116L117 13V15L119 16V14H121L120 16H122L123 15V17H124V20L121 18V20L118 18V16L115 14H113L112 16H113V19H112V21L114 22V24H113V22H112V24H110L109 22L108 23H105V22H107V21H105L104 22V20L103 21H100V20H102V19H100V20H98V21H100L102 24H103V22H104V24L101 26V28H103V29H100V27H97V26H100L101 24H99L98 25V23L96 24H94V21H97V18L98 17H95V16H97V14H98V10H99V8L101 7H103V8H105V5L106 4H104L103 3V5H98V7H97V9H96V7L93 5V3L95 2L94 0H91V1H89V0H87V2H89L88 4L89 5H87L86 6V4H87V2H85V0H83V1H77V0H75V1H73L72 0V3H71V1L70 0H53ZM62 1V2H61ZM65 1H68V2H65ZM97 1H99V0H97ZM102 1V0H101ZM108 3H107V2ZM197 1V0H196ZM218 1V2H217ZM243 1V2H242ZM246 1V2H245ZM59 2V3H58ZM65 2V4L63 5V3ZM86 3L85 5H84V3ZM91 2H92V4H91ZM180 2H182V1H180ZM38 5L37 7H36V4ZM46 3V4H45ZM53 5H52V4ZM62 3V4H61ZM97 3L99 4V2H95L94 4L95 5H97ZM101 3V2H100ZM111 3H112V5H111ZM213 3H214V5H213ZM244 3H246L245 5H244ZM258 3H260V4H258ZM263 3V4H262ZM73 4V5H72ZM220 4V5H219ZM256 4H257V6H256ZM22 5V6H21ZM58 5V6H57ZM134 5H135V9L134 10H132L131 9V6L134 8ZM137 5V6H136ZM143 5V6H142ZM218 5V6H217ZM244 5V6H243ZM39 6H40V9H39ZM45 6V7H44ZM52 8H54L55 10H53V9H51V7ZM65 6V7H64ZM70 7V8H68V7ZM95 8H94V7ZM107 6V7H108ZM113 6V7H112ZM120 6V7H119ZM122 6V7H123ZM139 6V7H138ZM153 8H152V7ZM213 6V7H212ZM215 6H217V7H215ZM259 6H260V9H262L261 11L259 10ZM263 6V7H262ZM67 7V8H66ZM88 7V8H87ZM106 7V8H107ZM108 7V8H109ZM136 7H137V9H139L138 11H137V9H136ZM141 7V8H140ZM142 7H144V9L142 8ZM151 7V9H152V11H150L149 12V10H147V9H149V8ZM38 8V9H37ZM62 8V9H61ZM63 8L65 9V11L63 10ZM84 8H86V9H84ZM103 8L101 9V10H103ZM146 8V9H145ZM216 10V13H215V11H214V9ZM217 8V9H216ZM220 8V9H219ZM79 9L81 10V11H79ZM83 9H84V11H83ZM90 9V10H89ZM96 11H95V10ZM37 10V11H36ZM39 10V11H38ZM53 10V11H52ZM77 10V11H76ZM87 10V11H86ZM88 10H89V13H93V11L95 12V14L96 15H91L92 17H90V18H93V22H91V24H87L88 23V21L90 22L91 20L89 19V16H88ZM100 10V11H101ZM107 10L108 9H105V10H103V11H105V12H107ZM147 10V11H146ZM36 11V12H35ZM51 11V12H50ZM64 11V12H63ZM114 11V12H113ZM40 12V13H39ZM46 12V13H45ZM54 12V13H53ZM77 12V13H76ZM85 12L87 13V14H85ZM107 12V13H108ZM152 12V13H151ZM157 11H155V13H156ZM224 12V13H223ZM259 12H261L260 14H259ZM100 13V12H99ZM126 13H127V15H126ZM134 13V12H133ZM132 13V14H133ZM217 13H219V14H217ZM39 14V15H38ZM55 14H56V16H55ZM58 14V15H57ZM82 14V15H81ZM125 14V15H124ZM129 14H130V16H129ZM37 15V16H36ZM48 15H50L49 17H48ZM73 15V16H72ZM86 15V16H85ZM110 15V14H109ZM222 17H221V16ZM255 15V14H254ZM256 15V16H257ZM53 16V18H51V20L49 19L48 20V18H50V17H52ZM76 16V17H75ZM79 16V17H78ZM84 16V17H83ZM88 16V17H87ZM209 16V17H208ZM246 16V17H245ZM262 16V17H261ZM41 18V20H40V18ZM111 17V16H110ZM115 17H117V19L115 18ZM131 18V21H130V19L129 18ZM214 17L216 18V19H214ZM249 19H248V18ZM44 18V19H43ZM54 18H55V20H54ZM81 18V19H80ZM84 18V19H83ZM87 19V23H84L85 22V20ZM95 18H96V20H95ZM112 18V17H111ZM128 18V20H126ZM206 18L208 19V18H210L208 21L206 20ZM245 18H247V19H245ZM38 19V20H37ZM89 19V20H88ZM99 19V18H98ZM116 19V20H115ZM205 19V20H204ZM212 19V20H211ZM221 19V20H220ZM244 19V20H243ZM34 20V21H33ZM43 20V21H42ZM66 20V21H65ZM118 20H120V22L118 21ZM203 20H204V22H203ZM216 20V21H215ZM249 20V22H254L255 24H256V22L258 23V24H256L257 26L259 25V28L253 23L252 25H251V23H247V21ZM14 21V22H13ZM36 21V23H34ZM42 21V22H41ZM52 21V22H51ZM187 21V20H186ZM186 21H183V24H185L184 26L185 27H188L189 26V24H186L187 22ZM196 21V22H195ZM201 21V22H200ZM60 22V23H59ZM82 22H83V24H82ZM200 24H199V23ZM213 22V23H212ZM215 22V23H214ZM244 22H245V24H244ZM4 23V24H3ZM11 23V25H9ZM40 23V24H39ZM117 23V24H116ZM120 23H121V25H120ZM131 23V24H130ZM132 23H136L135 24V26H133L134 24H132ZM197 23V24H196ZM12 24H13V27H12ZM30 24V25H29ZM36 24V25H35ZM43 24H44V26H43ZM53 26H52V25ZM106 24H108V25H106ZM211 26H210V25ZM249 24H250V27H251V29H249L248 28V26H249ZM7 25V26H6ZM33 25H35V26H33ZM83 25V26H82ZM95 25H97V26H95ZM111 25H114V27L112 28V26ZM119 25H120V27H119ZM243 25V26H242ZM109 26V27H108ZM123 26V27H122ZM127 26H128V28H127ZM204 26V27H205ZM215 26V27H214ZM256 26V27H255ZM261 26H262V28H261ZM43 27V28H42ZM72 27V28H71ZM116 27H117V29H116ZM132 27V28H131ZM139 27V28H138ZM221 27V28H220ZM34 28V29H33ZM42 28V29H41ZM45 28V29H44ZM46 28H48V29H46ZM80 28V29H79ZM92 28V29H93ZM109 28H112V29H109ZM114 28H115V30H114ZM122 28V29H121ZM125 28L127 29L126 31H125ZM137 28H138V30H137ZM171 28H172V26H171ZM217 28V29H216ZM249 30H248V29ZM256 28V29H255ZM257 28H258V30H257ZM30 29H32V30H30ZM50 29V30H49ZM97 29H98V31H97ZM121 29V30H120ZM124 29V30H123ZM134 30V31H131V30ZM170 29V28H169ZM220 29V30H219ZM228 29V30H227ZM235 29V30H234ZM253 29H255V30H253ZM259 29H261V31L259 30ZM1 30V29H0ZM47 30V31H46ZM57 30V31H56ZM79 30V31H78ZM108 30V31H107ZM130 30V31H129ZM161 30H163V29H161ZM171 30V29H170ZM234 30V31H233ZM49 31V32H48ZM52 31V32H51ZM77 31V32H76ZM94 31H95V33H94ZM128 31V32H127ZM140 31V32H139ZM166 31H167V33H166ZM175 32V34H174V32ZM180 31V30H179ZM210 31V32H209ZM216 33H215V32ZM245 31H246V33H245ZM250 31V32H249ZM253 31V33L251 34V32ZM256 31H258V33L256 32ZM13 32V33H12ZM73 32V33H72ZM75 32V33H74ZM135 32V33H134ZM136 32H139V33H137L136 34ZM170 32H172V33H170ZM212 32V33H211ZM241 32V33H240ZM49 33V34H48ZM55 33V34H54ZM92 33H93V35H92ZM153 33V34H152ZM168 33H170V34H168ZM177 33H178V35H177ZM214 33H215V35H214ZM221 33V34H220ZM249 33H250V35H249ZM7 34V35H6ZM43 34V35H42ZM54 34V35H53ZM89 34V35H88ZM128 35V36H126V35ZM218 34V35H217ZM246 34V35H245ZM253 34H254V36H253ZM258 34V35H257ZM15 35H17V36H15ZM45 35V36H44ZM111 35V36H110ZM124 35V36H123ZM136 37V38H134V36ZM137 35V36H136ZM139 35H141V36H139ZM152 35H154V37L152 36ZM169 35V36H168ZM204 34H202L201 36H203ZM213 35V36H212ZM247 35H249L248 37H247ZM252 35V36H251ZM88 36V37H87ZM92 36H93V39H92ZM95 36V37H94ZM101 36V37H100ZM105 36V37H104ZM109 36V37H108ZM113 36V37H112ZM124 38H123V37ZM130 36V37H129ZM147 36V37H146ZM150 36H152V38L150 37ZM156 36V37H155ZM184 36V35H183ZM218 36V37H217ZM244 36V37H243ZM256 36H259V39H257V44L254 46V44L253 43H251L252 42V40L256 37ZM39 37H41V38H39ZM53 37V38H52ZM71 37H72V39H71ZM85 37H87V38H85ZM131 37H133V42H132V38ZM138 37V38H137ZM170 37V38H169ZM178 37V38H177ZM214 37V38H213ZM217 37V38H216ZM246 37H247V39H246ZM253 39H252V38ZM5 39V40H2V39ZM140 38V39H139ZM149 38H151L150 40H149ZM182 38H184V37H182ZM203 38V37H202ZM10 39H11V41H12V39H15V40H13V41H15V42H24V41H22V40H25V42H27V43H25L24 42V44H25V46L23 47V43H21V44H19V45H21L22 47H23V49L24 48H27V49H25L23 52L21 51V46L19 47H16L15 46V42H13L12 41V43L10 42V43H8L9 41H10ZM21 41H20V40ZM108 39H110V40H108ZM127 39H131L130 41L129 40H127ZM138 39H139V41H140V45L138 44L139 43V41H138ZM150 42L151 40V43H149V44H146V43H148V41ZM189 39H191V40H189ZM203 39H205V38H203ZM40 40V41H39ZM71 40V41H70ZM123 40V41H122ZM124 40H125V42H124ZM135 40V41H134ZM171 40H172V42H171ZM199 40V39H198ZM202 40V39H201ZM4 41H6V42H4ZM34 41V42H33ZM45 41V42H44ZM47 41V42H46ZM54 41H55V43H54ZM68 41H70V42H68ZM105 41H104V44H105ZM119 41V43H120V41L122 42V44H119V45H123V46H121V48L119 49V47H118V44H116L117 42ZM126 41L127 42H132L131 43V45L134 43V42H137V45H136V43H135V46L133 47V45L132 46H129V44L127 45L126 44ZM155 41V42H154ZM176 41V42H175ZM189 41H193V42H189ZM208 41V42H207ZM210 41V42H209ZM236 41V42H235ZM246 41H247V43H246ZM249 41V42H248ZM260 41H263V38L262 39H260ZM4 42V43H3ZM152 42H153V44H152ZM254 42V41H253ZM255 42H256V38H255ZM14 43V44H13ZM35 43V44H34ZM44 43H45V45H44ZM68 43H70V44H68ZM101 42H99V47L100 48H102V46H104L103 45V42H102V46H101V44H100ZM106 43V44H107ZM156 43V44H155ZM221 43H222V45H221ZM240 43H242L241 45H240ZM249 43H250V45H249ZM8 46H7V45ZM9 44H11V45H9ZM17 44V43H16ZM23 44V45H22ZM54 44V45H53ZM105 44V45H106ZM206 44V45H205ZM211 44V45H210ZM225 44V45H224ZM229 44V45H228ZM231 44V45H230ZM237 44V45H236ZM41 45V46H40ZM53 45V46H52ZM70 45V46H69ZM127 45V46H126ZM142 45V46H141ZM155 45V46H154ZM167 45V46H166ZM171 45V46H170ZM213 45V46H212ZM239 45V46H238ZM243 45V46H242ZM15 46V47H14ZM35 49H33L32 47ZM35 46V47H34ZM67 46V47H66ZM72 47V48H69V47ZM125 46V47H124ZM137 46H139L138 47V49H137ZM152 46V47H151ZM175 46H176V48H175ZM188 46V47H189ZM221 46V47H220ZM228 46H231V47H228ZM235 46H233V47H235ZM238 46V47H237ZM38 47V48H37ZM53 47H55V48H53ZM98 47V46H97ZM99 47L97 48V49H99ZM131 47H132V49H131ZM141 47V48H140ZM155 47V48H154ZM170 47V48H169ZM223 47H226L225 49L223 48ZM12 48V49H11ZM14 48H15V50H17V48H18V50L17 51H14ZM19 48H20V50H19ZM32 48V49H31ZM104 48V47H103ZM140 48V49H139ZM199 48H201V47H199ZM249 48V49H248ZM4 49V50H3ZM22 49V50H23ZM40 49V50H39ZM43 49V50H42ZM67 49V50H66ZM69 49H71V51H69ZM108 49H109V47H108V45H107V47H105V50H107L108 51ZM131 49V50H130ZM135 49V50H134ZM148 49V50H147ZM175 49H176V51H175ZM221 49V50H220ZM39 50V51H38ZM59 50V51H58ZM104 49H102V53H101V55H105V52L103 51ZM110 50V49H109ZM113 50H111L110 52H108L109 53V55L111 54V52H113ZM136 50H139V51H136ZM154 50V51H153ZM157 50V51H156ZM173 50V51H172ZM182 51V53L180 54V52ZM245 50H246V52L248 51V50H250V51H248V52H250L251 54V56L250 57H252V60H250V59H246V60H249V61H247L246 62V60L244 59V57L245 58H249V55H248V52L246 53L245 52ZM21 51V52H20ZM46 51H48V52H46ZM55 51V52H54ZM67 51H68V53H67ZM207 51V52H208ZM236 51H237V53H236ZM17 52V53H16ZM38 52V56H37V53ZM40 52V53H39ZM44 52H46V53H44ZM70 52L72 53V54H70ZM174 52V53H173ZM244 52V53H243ZM258 52H260V53H258ZM20 53H22V54H20ZM47 53H49L48 55H47ZM54 53H56V54H54ZM107 52H106V54H108ZM120 53H122L124 56H122ZM126 53H129L128 54V56H126ZM130 53H132V54H130ZM168 53L171 55V54H173V55H168ZM179 53V54H178ZM221 53V52H220ZM219 53V54H220ZM222 53L224 54L225 52H223L222 51ZM220 54V56L221 55H223V54ZM227 53H225L224 55H227ZM235 53V54H234ZM2 54V55H1ZM54 54V55H53ZM162 54V55H161ZM178 54V55H177ZM219 54H217L218 55V58H220V59H222L223 57H224V55L222 56V58L221 57H219ZM32 55H35V56H37L38 57V62L41 64H43V66H44V68L41 66H39L38 64H36V62H33V60H32ZM47 57H46V56ZM60 55H62V57L60 56ZM180 55V58L178 57ZM244 55V56H243ZM41 56V57H40ZM43 56V57H42ZM49 56V57H48ZM52 56L54 57L55 56V58H56V62H58V63H55V60L54 61H52L53 60V58H52ZM61 57V60H59V61H57L58 59H60L59 57ZM65 56V57H64ZM68 56H71V58H69ZM111 56V58H112V54L110 55ZM122 56V57H121ZM126 56V57H125ZM175 56V57H174ZM201 57H203V59H205L204 58V53H203V56L202 55H200ZM234 56V57H233ZM243 56V57H242ZM2 57V58H1ZM64 57V59H62ZM68 59H67V58ZM121 57V58H120ZM142 59H141V58ZM166 57V58H165ZM172 57H174V59L172 58ZM201 57H199L200 58V60H202V58ZM226 57V56H225ZM225 57H224V59L223 60H225ZM42 58V62L41 61H39L40 59ZM51 60H50V59ZM54 58V59H55ZM175 58H177V61H176V59ZM253 58H254V61H253ZM19 59V60H18ZM46 59V60H45ZM120 59H122V60H120ZM126 59V60H125ZM131 59H135L136 60V62H135V60H131ZM211 59V58H210ZM258 59H260V60H258ZM21 60V61H20ZM97 60V61H96ZM129 60H130V63H129ZM143 62H142V61ZM156 60V61H155ZM182 60V61H181ZM185 60V61H184ZM119 61H121L122 63L123 62H125V63H123V64H120L121 62H119ZM137 61H138V63H137ZM198 61V62H197ZM234 61V62H233ZM37 62V63H38ZM51 62H52V64L53 65H51ZM54 62V63H53ZM142 62L143 64L141 65L140 63ZM185 62V63H184ZM243 62H246V63H243ZM250 62H252V63H250ZM261 62V61H260ZM261 62V63H262ZM93 63H94V61H93ZM93 63H90L89 65H90V67L92 68V70H91V68H89V66H88V64H87V67H86V69H85V71L87 70V69H89L88 70V72H86V76L88 75V78H90V77H94V76H98V77H101V76H103V74H104V71H101L102 69L101 68H99V67H97L99 64H97L96 65V67H95V64H94V67H93ZM107 63H108V65H107ZM129 63V64H128ZM133 63H135V65L133 64ZM157 63H159V64H157ZM234 63V64H233ZM237 63V62H236ZM248 63V64H247ZM3 64V65H2ZM49 64L51 65V66H53V68L52 67H50L49 66ZM92 64V65H91ZM105 64H106V66H105ZM157 64V65H156ZM178 64V65H177ZM224 64V65H225ZM246 64V66L244 67V65ZM256 64V63H255ZM257 64H259V63H257ZM2 65V66H1ZM125 65H127V66H125ZM130 65H132V66H130ZM137 65H139L138 67H137ZM143 65H145V66H147V67H145V66H143ZM177 65V66H176ZM240 65L242 66V67H240ZM252 65V66H253ZM260 65H262V66H264V62H263V64H260ZM40 67L41 69H36V67ZM100 66V65H99ZM119 67V69L116 71V69ZM131 68H133V69H131V71L132 72H130V74L131 73H133V75L131 74L130 76L131 77H133V78H130L129 77V73L127 74V72H126V74L128 75V77H129V79H131V81H128L129 79L127 78V80H125V81H127V84H125L126 82L124 81V80H122L123 79V76H124V73H123V71L122 70H125V71H127V69H130V67ZM143 66V68H141ZM159 66V67H158ZM32 68V69H35V70H32V72L30 71L31 69L30 68ZM122 67V68H121ZM127 67V68H126ZM135 67V68H134ZM226 67V66H225ZM28 68L30 69L29 71H28ZM94 68V69H93ZM114 68H116V69H114ZM121 68V69H120ZM145 68V69H144ZM2 69V70H1ZM4 69V70H3ZM138 69V70H137ZM141 69V70H140ZM149 69V70H148ZM213 69V70H212ZM36 70H39L40 72H36ZM45 70H47L46 68H45ZM94 70H96V71H98V72H96V71H94ZM112 70H113V72H114V70H115V75H113L112 73ZM134 70H136V72L134 71ZM148 70V71H147ZM187 70V71H186ZM215 70V71H214ZM229 71V72H227V71ZM230 70H233L232 72L230 71ZM235 70V71H236ZM239 70V71H240ZM94 71V72H93ZM119 71V72H118ZM130 71V70H129ZM151 71H152V73H151ZM203 72V75L198 79V77L200 76V73L201 72ZM211 71H212V73H211ZM27 72H28V74H27ZM29 72H31V73H29ZM99 72H100V74H99ZM103 74H102V73ZM110 74H108V73ZM121 72V73H120ZM143 72V73H142ZM147 72V73H146ZM149 72V73H148ZM161 72L163 73V74H161ZM221 72V73H220ZM237 72V71H236ZM36 73V74H35ZM95 73L96 74H98V75H95ZM118 73V74H117ZM123 73V74H122ZM33 74V75H32ZM89 74H90V76H89ZM102 74V75H101ZM112 74V75H111ZM120 74H122L121 76H120V78H118L119 77V75ZM135 74V75H134ZM146 74H148V75H146ZM151 74V75H150ZM226 75V77H225V75ZM236 74V73H235ZM32 75V76H31ZM35 75V76H34ZM109 75V76H108ZM117 75V76H116ZM127 75H125V76H127ZM138 75V76H137ZM146 75V76H145ZM190 75V76H189ZM231 75V76H230ZM31 76V78L29 79V77ZM124 76V77H125ZM155 78H154V77ZM160 77V78H158V77ZM162 76V77H161ZM205 76H208L206 79H204L203 77H205ZM233 76V77H232ZM109 77H111V78H109ZM137 77V78H136ZM145 77H147V78H145ZM192 77H193V79H192ZM214 77H216V78H214ZM232 77V78H231ZM142 78V79H141ZM150 78V79H149ZM218 78V79H217ZM220 78H222V79H220ZM230 78L232 79V80H230ZM95 79H97V77L95 78ZM114 79H116V83H117V86H115L116 84H115V80ZM124 79H126V78H124ZM132 79H133V81H132ZM141 79V80H140ZM145 79V80H144ZM146 79H147V82H146ZM156 80V81H154V80ZM163 79V80H162ZM213 79V80H212ZM214 79L215 80H217V81H214ZM3 80V81H2ZM142 80H144V81H142ZM184 80V81H183ZM185 80H186V82H185ZM225 80H226V82H228V80H229V84H224V82H225ZM122 81V83H120ZM137 83V85H135V82ZM140 81V82H139ZM150 83H149V82ZM187 81H190L189 83L187 82ZM193 81V82H192ZM234 81V82H233ZM17 82V81H16ZM29 82V83H28ZM132 82V83H131ZM208 82V83H207ZM218 82V83H217ZM235 85H233L232 87L230 86V84L232 85V83ZM120 85H119V84ZM147 83V84H146ZM211 83V84H210ZM220 83V84H219ZM21 84H23V85H21ZM145 84H146V86H145ZM151 84V85H150ZM213 84V85H212ZM222 84V86H220ZM26 87H25V86ZM28 85V86H27ZM139 85H142V86H139ZM149 85H150V87H149ZM134 86V87H133ZM209 88H208V87ZM108 87V88H107ZM116 87V88H115ZM118 87V88H117ZM136 87H137V89H136ZM141 87V88H140ZM220 87H222L221 89H222V91H221V89H220ZM228 87H231L230 89L228 88ZM130 88H132L133 90H130ZM139 88V89H138ZM224 88V89H223ZM226 88V89H225ZM236 89V92H234L235 91V89ZM25 89V90H24ZM129 89V90H128ZM218 89V90H217ZM230 90V93H228L227 92V90ZM232 89V90H231ZM27 90V91H28ZM106 92H105V91ZM125 90V91H124ZM159 90V91H158ZM219 90H220V92H219ZM228 90V91H229ZM2 91V92H1ZM21 91V92H20ZM23 91V92H22ZM108 91H110V92H108ZM131 91H133L132 93H133V96L131 95L132 93H131ZM218 91V92H217ZM0 99H1V101L2 102H0V149H1V147L3 146V143H4V140H5V137H6V135L7 134H11V133H13V132H15L16 130H17V128H15V125L13 124V122L15 121H18L19 120V118L17 117V120H16V118H15V115L16 116H18V114L16 113V111H15V109H14V107L13 106H11L12 105V103H11V105H10V108H9V106L8 105H5V103H3V96H4V89H3V87L1 88V85H0ZM16 92V93H15ZM18 92V93H17ZM134 92H135V94H134ZM141 92H143V93H145V94H142L141 93V95H140V93ZM225 92H227L228 94H226ZM232 92H233V97L231 96L232 95ZM239 92V93H238ZM244 92V93H243ZM2 93H3V95H2ZM7 93V92H6ZM108 93V94H107ZM241 93V94H240ZM138 94H139V96H138ZM215 94H217V95H215ZM221 94H222V96H221ZM240 94V95H239ZM14 95H15V98H14ZM18 95H20V96H18ZM23 95V96H22ZM103 95H106V96H104L103 97ZM153 95V96H152ZM179 95V96H178ZM211 95V96H210ZM214 95V96H213ZM218 95H219V97H218ZM230 95V96H229ZM11 96H12V98H11ZM25 96V97H26ZM138 97V98H136V97ZM141 96V97H140ZM145 96V97H144ZM214 98H213V97ZM218 97V100H217V97ZM228 96V97H227ZM247 96V98H248V96L250 97V95L249 94H247L246 95ZM21 97V98H20ZM132 97H135L136 99H138V100H140V102L138 101V100H136V102L134 101L135 100V98H133V100H130V98H132ZM143 97V98H142ZM152 97V98H151ZM155 97V98H154ZM201 97V98H200ZM202 97H204V98H202ZM207 97V98H206ZM208 97H209V100H208ZM210 97H211V100H210ZM216 97V98H215ZM241 97V98H242ZM142 98V99H141ZM172 98V99H171ZM199 98V99H198ZM229 98H231V100L229 99ZM245 98V97H244ZM201 99V100H200ZM212 99H213V101L215 102H213L212 103ZM227 99H228V102L229 103H227ZM168 100V101H167ZM200 100V101H199ZM204 102H203V101ZM207 100H208V102H207ZM128 101V102H127ZM158 103H157V102ZM164 103H163V102ZM166 101V102H165ZM206 101V102H205ZM132 102V103H131ZM134 102V103H133ZM156 102V103H155ZM173 102V103H172ZM209 102H211V103H209ZM218 104H217V103ZM221 102V103H220ZM153 103V104H152ZM227 103V104H226ZM3 104V105H2ZM159 104V105H158ZM161 104V105H160ZM201 104V105H200ZM207 104H210L209 106L207 105ZM230 104V105H229ZM5 105V106H4ZM166 105V106H165ZM206 105V107H204ZM216 107H215V106ZM222 105H223V107H222ZM4 106V107H3ZM199 106H201V107H199ZM217 106H219V107H217ZM2 107H3V109H2ZM11 107H12V109H11ZM136 107H138V108H136ZM158 109H157V108ZM178 107V108H177ZM203 107V108H202ZM229 107H231V108H229ZM177 108V109H176ZM205 108V109H204ZM207 108H211L210 110H207ZM133 109H135L136 111L137 110H139V111H135V110H133ZM11 110V111H10ZM37 111H38V113L39 114H41V112H39V111H41V110H39V109H36ZM206 112H205V111ZM226 110H228V112H229V114L228 113H226L227 111ZM5 111H8V114H7V112H5ZM13 111V112H12ZM151 111V112H150ZM233 111V113H231ZM5 112V113H4ZM128 112H130V113H128ZM205 112V113H204ZM237 112V111H236ZM11 113H13V114H11ZM133 113H135V114H133ZM202 113V114H201ZM214 113V112H213ZM221 115H220V114ZM225 113H226V117L228 118V119H224V115H225ZM238 113V112H237ZM3 114V115H2ZM6 115H8V116H6ZM133 115V116H132ZM5 116H6V118H5ZM9 116H11V117H9ZM151 116V117H150ZM222 116V117H221ZM234 116V120H239V119H237V117H235V116H237L236 115V113H235V115H233ZM233 116H232V118H233ZM174 119H173V118ZM189 117V118H188ZM201 117V118H200ZM225 117V118H226ZM10 118H11V120H10ZM15 120H14V119ZM150 118V119H149ZM176 118V119H175ZM200 118V119H199ZM231 118V119H232ZM9 120V123H8V120ZM138 119H139V121H138ZM143 119H145V120H143ZM224 119V120H223ZM6 120H7V123H6ZM129 120H130V122H129ZM171 120H173V121H171ZM12 122V124H11V122ZM133 121V122H132ZM168 121V122H167ZM179 121H181V122H179ZM189 121V122H188ZM198 121L200 122V124L198 123ZM224 121V122H225ZM235 121V122H236ZM241 121V120H240ZM239 121V122H240ZM144 122V123H143ZM177 122H179V124H177ZM183 122V123H182ZM197 122V123H196ZM231 122L233 123V121L231 120ZM235 122H234V124H235ZM124 123H126V124H124ZM190 125H188V124ZM194 124L193 126L191 125V124ZM203 123V122H202ZM170 124H173V126H174V124H175V126L174 127H176L177 125V127L176 128H173L172 127V125H170ZM177 124V125H176ZM182 126H181V125ZM183 124H184V127H183ZM240 124H242L243 125V123H240ZM239 123H238V126L240 125ZM4 125V126H3ZM7 126V128H6V126ZM12 125H14V126H12ZM124 125H125V127H127V129H128V127H129V129H128V131L129 130H131L130 132H134V133H132V135H131V133L129 132V134H128V132L126 133V130L127 129H125V127H124ZM242 125H240V126H242ZM131 126V127H130ZM180 126V128L178 129V127ZM191 126H192V128H191ZM235 126H237V125H235ZM8 127H9V129H8ZM13 127V128H12ZM172 127V128H171ZM202 127H203V125H202ZM12 128V130L10 131V129ZM139 128V129H138ZM171 128V129H170ZM189 128V132L191 131L190 129H192V131H193V136H192V138H193V140H191L192 138L190 137V135H192V134H190L189 132H188V134H189V136H188V134H187V132H186V129H188ZM134 129V130H133ZM182 129V130H181ZM185 129V130H184ZM196 129H200L199 131H201V130H203V128H196ZM204 129H206V128H204ZM237 129H239V128H237ZM118 130V131H117ZM121 130H123V132H124V130H125V133H122L121 132ZM136 130V131H135ZM181 130V135H180V132L178 133V131H180ZM183 130H184V132H183ZM207 130V129H206ZM206 130H204V131H201V132H208V130L206 131ZM135 132H137V133H135ZM183 132V133H182ZM177 133V134H176ZM185 133V134H184ZM130 136V138L127 136ZM187 134V136H185ZM171 135V136H170ZM175 135V136H174ZM177 135V136H176ZM179 135V136H178ZM4 136V137H3ZM123 136V138H121ZM127 139H126V138ZM172 137H173V140H176L175 141V143H174V141H172ZM176 137H178V138H176ZM121 138V139H120ZM129 138V139H128ZM125 139V140H124ZM154 141H155V139H153ZM184 140H185V142H184ZM167 142V143H166ZM171 142V143H170ZM199 142V143H198ZM160 143V144H159ZM162 143V144H161ZM179 143V144H178ZM156 144H159V146L158 145H156ZM165 144H166V147H165ZM177 144V145H176ZM185 144L187 145V147L185 146ZM194 144V145H193ZM151 145H153V147H151ZM170 145L172 146V147H170ZM182 145H183V147H182ZM155 146L158 148L159 147V149L157 150V148H156V151H153V150H155V149H153V148H155ZM165 148H164V147ZM181 146V147H180ZM185 146V147H184ZM190 146V147H189ZM194 146V147H193ZM179 147V148H178ZM189 147V148H188ZM162 148V150H160ZM168 148H170V150L171 149H173V150H171L170 151V153H168L169 152V150H164V149H168ZM184 148H187V149H185L184 150ZM176 149H179V150H181V152H185V151H189L188 153L187 152H185L184 154H186L187 153V156L186 155H184V156H182L183 155V153H181L180 151H178V152H180V153H178L177 151L176 152H174ZM189 149V150H188ZM192 150V151H191ZM193 150H195V151H197V152H195V151H193ZM1 151V150H0ZM149 151V152H150ZM158 151H162V152H159L158 154H160L161 153V155L164 153V152H166L167 151V154H168V156L166 155V153H164L165 154V156H161L160 155V157L158 158V154H157V152ZM173 151V152H172ZM174 153V154H173ZM178 153V154H177ZM192 153V154H191ZM147 154L148 153H146L145 155H144V157H147ZM175 154H177V156L179 157V159H180V157L182 158V159H184L185 161H186V163L182 160V159H180L181 161H182V166L181 167H179L178 168V166H179V164L181 163V161L179 162V164H176V165H178V166H174V164L177 162L178 163V161H175L174 162V159H172V157L174 158V155ZM189 154V155H188ZM100 155H103V154H100ZM100 155H95L94 157V159H95V164H96V167H97V169H96V167L94 168V167H92L93 168V172L91 171H89L90 173L89 174H91V175H89L88 174V172L87 173H84V176H82V182H83V185H82V182L80 181V183H79V190H81L82 191V193H83V195H86L87 197H91L90 199H91V205H92V208L94 209L93 211H95L94 213L95 214H97V218H98V220L99 221H96V226L98 225L99 227H103L105 224L103 223V222H105L106 223V221H107V219L105 218V217H108L109 215H105L106 213H108L109 214V211H107V212H104L103 213V211L105 210H108V209H104L105 207H103L102 206V208L104 209V210H99L97 207H96V201H98V197H99V201L101 202L102 200L100 199L101 197H102V195L103 194H105V192H106V189H105V187L103 186L106 182H110L111 181V177H112V175H113V171H112V162H111V159H110V156H109V154H104L103 156H100ZM136 155V154H135ZM158 155V156H157ZM192 155V156H191ZM166 156H167V158H166ZM177 156H175V158L177 157ZM187 157V160H188V157H191L190 159H189V161H187L185 158ZM99 157L100 158H103V160H101V159H99ZM105 157V158H104ZM141 157V158H140ZM165 157V158H164ZM170 158V160H169V158ZM177 157V158H178ZM183 157H185V158H183ZM192 157H194L193 158V160H192ZM0 170H2V168L3 169H5V166H6V170H7V165H6V162L4 163V159L2 158V156H0ZM140 158V159H139ZM146 159V158H145ZM156 159H158L159 160V162H158V160H156ZM166 160V161H164V160ZM98 160L100 161L101 160V162H98ZM171 160H172V162H171ZM175 160H177V159H175ZM120 161L121 160H119V165H120V167L122 168V166H125V167H128L124 162H122L121 161V163H120ZM130 161H131V159H130ZM130 161L127 163V164H129L130 163ZM165 163H164V162ZM3 162V163H2ZM132 162V164H134V162H133V160L131 161ZM157 163V165H156V163ZM172 163L173 164V166H172V164H170V163ZM190 162V163H189ZM138 163V164H137ZM155 163V164H154ZM160 163H162V164H160ZM185 163V164H184ZM4 164V165H3ZM107 164V165H106ZM123 164H125V165H123ZM131 164V163H130ZM129 164V165H130ZM130 165L129 167V169L128 168H126L127 170H125V167H123L122 169H124V170H122V172H120V174L121 175H123L122 176V178H125V176L127 177L128 175H126V174H128V172L131 170V169H133L132 168V166L133 165ZM140 164H141V166H140ZM158 164H160L161 166H163V167H160V165H158ZM164 164H166V166H167V168H166V166L164 165ZM192 165H194V164H192ZM3 166V167H2ZM110 166V167H109ZM160 168H166L165 170H163V169H159V167ZM99 167H101V168H99ZM109 167V168H108ZM150 167H151V165H150ZM157 167H158V169H159V171H157ZM193 167V166H192ZM192 167H190V170H191V168ZM202 167H204V166H201V168ZM108 168V169H107ZM144 168V169H143ZM145 168H146V170H150V171H146L145 170ZM155 168H156V170H155ZM172 168V169H173ZM187 168V167H186ZM185 168V169H186ZM196 168V167H195ZM194 168V169H195ZM198 168V167H197ZM200 168V169H201ZM153 169V170H152ZM191 170V171H193L194 173L192 174L191 172H190V170L189 169H187V170H189L188 172H190L189 173V175L191 174L192 176L196 173V170H200V169H196V170ZM6 170H4V171H6ZM98 170H100L99 171V173H98ZM108 170H109V172H111V174L110 173H107L108 172ZM180 170H175L176 171V173H177V171H179V173L181 172ZM187 170H186V173L188 174V172H187ZM203 170V169H202ZM4 171L2 170V173L0 174V196H2L1 198H4L5 197V202H7V205H9L7 208H8V210H6L7 208L5 207V205H6V203L3 201V199H1L0 198V200H2L3 202H1V203H3V204H1L0 206L2 207V206H4L6 209V211H2V214L5 212V213H7L8 211H10V213H8V214H1V211H0V215H1V217L4 219L5 218V216H9V217H11V220H10V218L8 217V219L10 220V221H12V220H14L15 219V217L13 216V214L15 215V216H18L19 218L17 219V217H16V219H15V221H16V223H14V225H16V224H18L19 222H18V220L20 221V220H25L26 222L28 221V215L31 213V211H32V208H33V206L36 204H34V202L36 201L35 199H37V197L38 196H41V195H44L47 191H49V192H51V189L49 188V189H47V187H45V185H44V183H46V179H47V173L46 174H44V173H42L41 175H40V177L38 178V180H36V178L39 176V174H37V175H35L34 174V176H32V177H28V178H23L22 179V177H20L21 179H19L18 178V176H16L17 177V179H13V178H16V177H13V176H15V175H11L13 178L11 179L10 178V173H8V175L6 174V175H4L3 173H4ZM96 171V172H95ZM125 171V172H124ZM127 171V172H126ZM152 171V172H151ZM171 171V170H170ZM169 171V174L170 173H172L171 175H169L170 177L173 175V177H175L174 175H176L177 176V174H173V172H175V171H173L172 170V172H170ZM185 171V170H184ZM6 172H8V170L6 171ZM5 172V173H6ZM146 172H147V174H146ZM150 172V173H149ZM95 173L97 174L98 173V176L97 175H95ZM123 173V174H122ZM142 173V174H141ZM168 173V172H167ZM167 173H163L162 172V174L164 175H166ZM178 173V174H179ZM198 173V172H197ZM85 174H87V175H85ZM93 174H94V176H93ZM107 174V175H106ZM138 174V173H137ZM151 175V177H150V175ZM161 174V173H160ZM160 174H158V176L160 175ZM186 174V175H187ZM2 175H4L5 177H6V179L4 180V179H2V178H4V176L2 177ZM106 175V176H105ZM190 175V176H191ZM37 176V177H36ZM44 176L45 178V180H43L42 179V177ZM55 176V177H54ZM86 176V177H85ZM98 178H97V177ZM130 176V175H129ZM162 176V175H161ZM168 176V175H167ZM167 176H163V177H166L165 179L163 178H161V186H162V184H163V182L164 181H168L169 180V178L167 179ZM188 176V175H187ZM8 177V178H7ZM34 177H36V178H34ZM84 177V178H83ZM88 177H90V178H88ZM95 177V178H94ZM108 177H110V178H108ZM146 177V178H145ZM147 177H149V178H147ZM31 178H32V180H31ZM58 178V179H57ZM87 178V180L88 181H85V179ZM92 178V180H90ZM140 178V179H139ZM144 178V179H143ZM172 178V177H171ZM175 178H177V177H175ZM2 179V180H1ZM26 179H28V180H26ZM94 179V180H93ZM101 179V180H100ZM106 179V180H105ZM109 179V180H108ZM150 179V180H149ZM155 179V180H154ZM174 178H172V180H173ZM3 180H4V182H3ZM10 180H12V181H10ZM18 181L17 183H16V181ZM56 180H57V183L58 182H60V181H62V178H61V176L59 175V174H57V175H55V174H53V176H52V181H51V183H56ZM150 181V182H148V181ZM151 180H154V182L152 183V181ZM162 180H164L163 182H162ZM10 181V182H9ZM41 181V182H40ZM143 181H145V182H143ZM174 181H175V179H174ZM173 181V182H174ZM8 182V183H7ZM24 182H29L28 183V185H26V183L24 184ZM30 182H32L31 184H30ZM48 182V181H47ZM90 182V183H89ZM92 182V183H91ZM166 182H165V184H166ZM168 182H171L172 183V181L170 180V181H168ZM38 184V186H37V184ZM40 183H41V185H40ZM87 183V184H86ZM142 183L144 184V187H143V185H142ZM155 183V184H154ZM20 184V185H19ZM90 184V185H89ZM103 184V185H102ZM165 184H164V190L161 188V186L159 187V185L157 186V188H155L154 186H153V189L156 191L155 193H157V192H162V193H164V192H167V189H165ZM18 185V186H17ZM33 185V186H32ZM82 185V186H81ZM101 186H102V188H103V190H102V188H101ZM28 187V188H27ZM43 187H45L46 189H43ZM87 187V188H86ZM146 187V188H145ZM159 187V188H158ZM8 190H7V189ZM27 188V189H26ZM40 188H42L43 190H44V192L42 191V189H40ZM89 188H90V190H89ZM94 190H93V189ZM31 189V190H30ZM159 189V191H157ZM11 191L12 193H10L11 194V196H10V194L8 193V191ZM27 190V191H26ZM99 190L100 191H102L100 194H99ZM16 191H18V192H16ZM19 191H21V192H23V193H27V194H20V192ZM46 191V192H45ZM8 193L7 195H5L6 193ZM16 193V194H18V195H16V194H14L13 195V193ZM28 192H30L29 194H28ZM39 192V193H38ZM42 192V193H41ZM59 192H61V193H59L60 195H65V196H63L64 198H66L67 196H68V194L69 195H71L72 193H71V189L69 188L68 190H66V189H61ZM89 192V193H88ZM97 192H98V196L96 195L97 194ZM33 193V195H36V196H33V195H31ZM44 193V194H43ZM71 193V194H70ZM85 193V194H84ZM87 193V194H86ZM2 194H4V195H2ZM157 194H159V193H157ZM26 195H27V197H26ZM29 195V196H28ZM90 195V196H89ZM22 198H24V196H25V200H23V199H21V197ZM33 197H35V198H33ZM96 197V198H95ZM15 199L14 201H12L13 199ZM20 199V200H19ZM30 199V200H29ZM33 199V200H32ZM19 200V201H18ZM28 200L30 201V202H28ZM8 201H12V202H9L8 203ZM18 202V203H16V202ZM21 201V202H20ZM23 202H25V204L23 203ZM28 202V203H27ZM32 202V203H31ZM36 202H38V201H36ZM93 202V203H92ZM14 203H15V205H14ZM30 203V204H29ZM6 205V206H7ZM25 205V206H24ZM31 205V206H30ZM101 206V204H98L97 203V206ZM12 206L13 207H15V209L14 208H12ZM19 206V207H18ZM1 207H0V209H1ZM3 208V207H2ZM9 208H12V209H9ZM16 208L18 209H20L21 208V210L19 211V215H16ZM97 208V209H96ZM25 209V210H24ZM28 209V210H27ZM30 209V210H29ZM99 210V211H98ZM15 211V212H14ZM28 212V213H27ZM9 214H11V216L9 215ZM20 214H23V215H21L20 216ZM105 216V217H104ZM0 217V218H1ZM12 218H14V219H12ZM21 218V219H20ZM3 219H0V220H3ZM7 219V218H6ZM7 219V220H8ZM103 219V221H101ZM104 219H106V220H104ZM18 222V223H17ZM21 222V221H20ZM12 223H10V225H8V227H4V229H2V228H0L1 230H2V232H3V234H5L6 236H9V237H12V239H14L15 240V245L18 247V250H21V252L20 251H18V253H17V255H12V254H9V253H5L4 251V254H6V255H4L3 254V256H5V260H6V262L5 261H3L4 259H3V257L1 258L2 259V261L4 262V263H2V262H0V264H6L7 262V264H9L10 263V261L11 262H13L14 263V260H15V258H16V261L19 263H21V264H24V263H26V264H63V263H65V264H68L69 262H70V260H67V257L70 255L71 257H73V258H79L78 256H79V253H80V251H88V249L86 248L85 249V247H83V248H81V247H79L78 248V251H70V250H68L64 245H63V243H66V241L65 240H63L62 241V243H61V245H60V248H59V250L56 252V254L55 255H52L51 257H47V255L45 254V253H43V252H41V249H40V246H38L37 248L35 247V246H33L32 245V240H31V237H30V235H29V233L27 234L25 231V236H24V233H22V230H19L18 228L16 229V227L14 226V225H12ZM2 227V226H1ZM12 227V228H11ZM5 229H7L6 231H5ZM8 229H9V231H8ZM11 229H13L12 231H10ZM1 230H0V232H1ZM4 230V231H3ZM17 232V233H19V234H17L15 231ZM19 230V231H18ZM1 232V233H2ZM5 232V233H4ZM6 232H8L7 234H6ZM12 232V233H11ZM103 233H106L107 231H102ZM0 233V234H1ZM10 233V234H9ZM15 234H17V235H15ZM21 234V235H20ZM20 235V236H19ZM29 235V236H28ZM23 238H22V237ZM28 236V237H27ZM25 237V238H24ZM62 239H67L66 237H64V238H62ZM28 242V243H27ZM19 246H18V245ZM99 244V243H98ZM21 245H22V247H21ZM31 245V246H30ZM97 245V244H96ZM100 245V244H99ZM19 247H20V249H19ZM32 247V248H31ZM63 247V248H62ZM97 247H98V245H97ZM22 248H24V249H22ZM81 248V249H80ZM83 249V250H82ZM23 250V251H22ZM13 252V254H14V252L15 251H12ZM22 254H20V253ZM39 252V253H38ZM11 253V252H10ZM41 253V254H40ZM43 253V254H42ZM71 253V254H70ZM20 254V255H19ZM45 254V255H44ZM12 257V259H10L9 258V260L6 258V257ZM16 256V257H15ZM20 256V257H19ZM22 256L23 257H25V259H27V260H25L24 258H22ZM19 257V258H18ZM22 258V259H21ZM48 258V259H47ZM18 259H20V261L18 260ZM46 259V260H45ZM8 260V261H7ZM13 260V261H12ZM24 262H23V261ZM43 260V261H42ZM32 261V262H31ZM47 261V262H46ZM12 263V264H13Z\"/></svg>",
	"mask_w": 264,
	"mask_h": 264
}]
</instances>
